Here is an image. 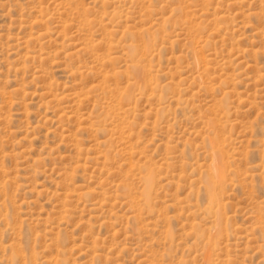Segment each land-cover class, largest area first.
<instances>
[{
	"label": "rangeland",
	"instance_id": "obj_1",
	"mask_svg": "<svg viewBox=\"0 0 264 264\" xmlns=\"http://www.w3.org/2000/svg\"><path fill=\"white\" fill-rule=\"evenodd\" d=\"M0 264H264V0H0Z\"/></svg>",
	"mask_w": 264,
	"mask_h": 264
}]
</instances>
